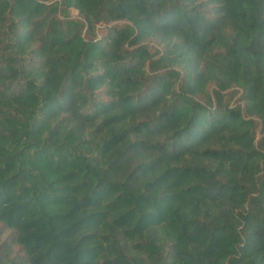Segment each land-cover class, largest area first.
Listing matches in <instances>:
<instances>
[{"label":"trees","instance_id":"obj_1","mask_svg":"<svg viewBox=\"0 0 264 264\" xmlns=\"http://www.w3.org/2000/svg\"><path fill=\"white\" fill-rule=\"evenodd\" d=\"M0 264H264V0H0Z\"/></svg>","mask_w":264,"mask_h":264},{"label":"rangeland","instance_id":"obj_2","mask_svg":"<svg viewBox=\"0 0 264 264\" xmlns=\"http://www.w3.org/2000/svg\"><path fill=\"white\" fill-rule=\"evenodd\" d=\"M236 102V98L232 101L231 105L233 106Z\"/></svg>","mask_w":264,"mask_h":264}]
</instances>
